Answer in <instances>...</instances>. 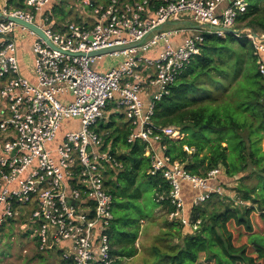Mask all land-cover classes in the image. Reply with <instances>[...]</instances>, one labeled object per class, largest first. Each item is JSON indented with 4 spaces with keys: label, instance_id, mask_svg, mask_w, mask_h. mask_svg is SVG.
Instances as JSON below:
<instances>
[{
    "label": "built area",
    "instance_id": "obj_1",
    "mask_svg": "<svg viewBox=\"0 0 264 264\" xmlns=\"http://www.w3.org/2000/svg\"><path fill=\"white\" fill-rule=\"evenodd\" d=\"M0 1L1 13L34 24L54 47L0 19V244L13 224L38 252L59 254L65 264H115L107 233L113 197L105 173L122 166L105 148L106 132L98 126L116 115L128 123L127 143H145L148 174L168 185L167 192L155 194L160 208L164 202L171 208L166 220L198 232L201 220L186 216L183 186L196 191L192 205L201 206L223 195L221 169L196 176L167 156L163 137L183 134L172 126L156 132L153 109L200 54L205 34L224 38L227 29L243 30L234 36L251 41L255 56L264 54V35L235 28L247 1L78 0L81 23L60 27L44 12L53 0H24V9ZM26 32L33 39L29 77L18 58V39ZM117 47L126 48L90 56ZM105 57L118 62L97 69ZM257 66L264 79L261 58ZM71 120L78 124L66 126Z\"/></svg>",
    "mask_w": 264,
    "mask_h": 264
},
{
    "label": "trees",
    "instance_id": "obj_2",
    "mask_svg": "<svg viewBox=\"0 0 264 264\" xmlns=\"http://www.w3.org/2000/svg\"><path fill=\"white\" fill-rule=\"evenodd\" d=\"M23 1L8 0L7 4L24 9ZM246 1L247 9L238 15L235 28H250L264 35V0ZM69 2L50 3L54 5L47 15L59 27L70 21L66 11ZM74 22L81 23L80 18ZM200 48V54L189 61L168 94L155 103L152 126L159 133L172 126L183 134L182 139L163 137L160 144L166 146L165 154L182 163L190 174L205 176L212 169L222 168L225 176H220L219 183L225 186L254 166L258 184L237 188L241 201L250 204L242 209L226 207L208 215L202 206L211 199L198 207L192 205V221L201 220L196 233L168 221L167 230L155 238L151 250L157 259L152 264H264V237H257L258 230L254 229L261 226L264 232V153L260 146L264 135V79L257 66L258 58L264 63V54L255 56L253 44L246 37L228 34L224 38L205 34ZM113 117L105 127L98 128L106 132L105 148L122 166L108 168L105 173L114 217L107 233L111 255L116 258L115 264H120L137 255L140 222L160 207L155 194L167 192L168 185L161 176L148 174L150 158L144 155L145 143H127L130 129L122 121L124 116ZM184 146L193 148V153H186ZM184 187L183 193L189 189ZM146 192L151 194L148 199L144 198ZM162 206L165 211L171 210L167 202ZM232 226L240 238L245 237L241 245L230 230Z\"/></svg>",
    "mask_w": 264,
    "mask_h": 264
},
{
    "label": "rangeland",
    "instance_id": "obj_3",
    "mask_svg": "<svg viewBox=\"0 0 264 264\" xmlns=\"http://www.w3.org/2000/svg\"><path fill=\"white\" fill-rule=\"evenodd\" d=\"M104 1V0H101ZM69 5L66 8V11L68 12V20L71 22H74L75 19L79 18V15L81 14V7L78 0H70L68 3ZM2 9V1H0V10ZM196 27L197 25H193ZM23 37H19L18 39V46H19V54L22 58L26 59L28 62L32 59V36L28 32H26ZM25 62V61H24ZM118 60L115 58L105 57L102 61L98 62L97 69L101 70L102 65H106V67H113ZM103 63V64H102ZM24 73L25 75L29 77L28 69L24 66ZM106 117H109L106 115ZM117 121V120H116ZM123 122H126L125 119L122 120ZM122 121H117L119 124L122 123ZM78 124V120H71L70 123L66 126L71 125V127H75ZM106 125H104L105 127ZM63 130H61L62 132ZM261 151L264 153V135L260 141ZM221 169V176H225L224 169ZM254 172H257L255 170L254 166H249V169L246 172L241 173L238 177H234L230 183H226L225 186L223 185L224 192L223 195H215L213 198H211L210 202L207 204H204L202 208L205 210L206 214H211L213 211H219L223 208H230V209H238L243 208L242 206H250L247 205L244 202H241L242 195L238 192L237 188L239 187H247V188H253L258 184L257 178L253 174ZM143 188V187H142ZM261 190V189H259ZM258 190V191H259ZM151 197V194H148L146 192L144 194V198ZM241 202V203H240ZM243 204V205H242ZM255 208L258 205H253ZM113 210V206H112ZM257 210L258 207H257ZM259 212V211H257ZM148 218L142 220L140 222V235L138 237V240L136 242L137 247V255L133 257L132 259H124L121 261L120 264H152L156 259L157 256L154 255L152 247L155 241L156 236L159 234H162V232H165L167 230V224L168 221L166 220L165 216V209L164 208H156L152 211V214L147 213ZM256 218V217H253ZM8 227L6 226V229ZM234 226L230 227V230H233V234L236 237V241L239 245L245 242V237L243 236L240 238V235H238L237 230L233 229ZM254 229L258 230V236L257 237H264V232L261 231L262 227L257 226ZM9 230V229H7ZM11 232H8L9 235L12 233V240L10 244H5V246L1 250H3L4 254H0V264H27L26 258L22 255L25 249V246L30 243V239L28 236L22 235L18 228H13L10 230ZM15 236V238H14ZM22 236V237H21ZM31 248H29L30 250ZM251 253V250H249ZM51 257L55 258V254H51ZM36 264H43V262H39Z\"/></svg>",
    "mask_w": 264,
    "mask_h": 264
},
{
    "label": "crops",
    "instance_id": "obj_4",
    "mask_svg": "<svg viewBox=\"0 0 264 264\" xmlns=\"http://www.w3.org/2000/svg\"><path fill=\"white\" fill-rule=\"evenodd\" d=\"M123 1H128V0H123ZM52 5H54V3L50 4V6L48 5V6H46L44 8V12L46 14L50 15L52 13L51 12V6ZM81 16H82V10H81V14L79 15V18ZM18 58H19L20 63H21L22 73L25 75L26 73H24V68L23 67L25 66L28 69V72H29L30 67H31V61L28 62L26 59H24V58H22L20 56V54H19V46H18ZM184 186L189 188V189H186ZM184 186L183 187L185 189H184V193L183 194H184V197H185V212H186V216L192 217V200H193L194 196L197 193H196V191L192 190L189 185H184ZM7 227H8L7 229H9V230H7L5 228L4 231H3L2 240H1V244H0V254H4L3 250H1V246L3 245L2 246V248H3L5 246V244H10L11 240L13 238L12 233H11V235H9V233H8V232H11L10 230H12L14 228L13 224L8 225ZM184 232L185 231L183 230V234H184ZM24 236H26V235H24ZM14 238H15V236H14ZM29 242L30 243H28V245L25 246V249H24V252H26V253L23 252V254H22L25 258H26V256H28L26 258L27 264H36V263H39V262H43V264H65V262L60 260L59 254H56V253H40L36 249V246L33 243V241L30 240ZM29 248H31V249L29 250ZM51 254H55V258L53 257V259H52ZM113 258H114V260H116L115 257H113ZM130 259H132V258H130Z\"/></svg>",
    "mask_w": 264,
    "mask_h": 264
},
{
    "label": "water",
    "instance_id": "obj_5",
    "mask_svg": "<svg viewBox=\"0 0 264 264\" xmlns=\"http://www.w3.org/2000/svg\"><path fill=\"white\" fill-rule=\"evenodd\" d=\"M57 1H61V0H57ZM0 19L5 20V21H9V22H13L19 26H22L32 32H34L36 34V36H38L39 38L43 39L47 45H49L51 48H54L53 45L51 44V42L47 39V37L44 35V33L34 24L28 23L22 19L19 18H15V17H11V16H6L5 14L0 12ZM199 29H203V26H198ZM246 30H248L249 32H251V34L254 37H258V34L255 33L252 29L250 28H245ZM243 30H231V29H227L225 30L226 34L228 35H235L238 34L239 32H241ZM133 45L128 46L129 48L132 47ZM126 47H117V48H111L108 50H102V51H98L95 53L90 54V56H95V55H103V54H108V53H112L114 51H118V50H123Z\"/></svg>",
    "mask_w": 264,
    "mask_h": 264
}]
</instances>
